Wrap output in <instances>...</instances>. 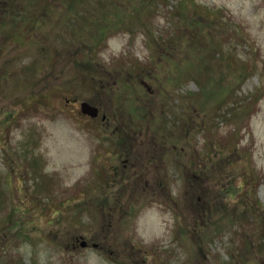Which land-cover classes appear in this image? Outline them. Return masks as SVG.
Wrapping results in <instances>:
<instances>
[{
	"label": "rangeland",
	"instance_id": "obj_1",
	"mask_svg": "<svg viewBox=\"0 0 264 264\" xmlns=\"http://www.w3.org/2000/svg\"><path fill=\"white\" fill-rule=\"evenodd\" d=\"M0 15V264H264V0Z\"/></svg>",
	"mask_w": 264,
	"mask_h": 264
},
{
	"label": "water",
	"instance_id": "obj_2",
	"mask_svg": "<svg viewBox=\"0 0 264 264\" xmlns=\"http://www.w3.org/2000/svg\"><path fill=\"white\" fill-rule=\"evenodd\" d=\"M82 112L86 115H89L91 117H97L99 114V110L96 107L90 106L88 103H83L82 104ZM82 246L86 247L87 243L82 242ZM94 247H97V245H94Z\"/></svg>",
	"mask_w": 264,
	"mask_h": 264
},
{
	"label": "trees",
	"instance_id": "obj_3",
	"mask_svg": "<svg viewBox=\"0 0 264 264\" xmlns=\"http://www.w3.org/2000/svg\"><path fill=\"white\" fill-rule=\"evenodd\" d=\"M167 1V0H166ZM142 4H144V2L142 3ZM1 18H3V16H1L0 15V27L3 25L1 22H2V19ZM18 21V20H17ZM246 209V208H245ZM243 212V211H242ZM243 214H244V212H243ZM255 215H253V217H254ZM206 219V218H205ZM260 219H261V221L263 222V224H264V215L263 216H260ZM252 221H254L253 219H252ZM261 232V238L264 240V226H262V230L260 231ZM252 240V239H251ZM248 241V243H247V245H248V251H251V249L253 250V243H252V241ZM261 246H262V242L260 243V249H262V253H264V250H263V248H261ZM258 248V249H259Z\"/></svg>",
	"mask_w": 264,
	"mask_h": 264
}]
</instances>
